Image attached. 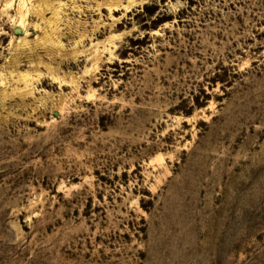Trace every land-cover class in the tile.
<instances>
[{
  "label": "rangeland",
  "instance_id": "rangeland-1",
  "mask_svg": "<svg viewBox=\"0 0 264 264\" xmlns=\"http://www.w3.org/2000/svg\"><path fill=\"white\" fill-rule=\"evenodd\" d=\"M22 1L0 264H264V0Z\"/></svg>",
  "mask_w": 264,
  "mask_h": 264
},
{
  "label": "bare ground",
  "instance_id": "bare-ground-1",
  "mask_svg": "<svg viewBox=\"0 0 264 264\" xmlns=\"http://www.w3.org/2000/svg\"><path fill=\"white\" fill-rule=\"evenodd\" d=\"M43 7H47L46 6V2H42V5H40L38 8H36L37 10L36 9L34 10V8H28L27 0L26 1H22L20 3V5H19V9H18L19 16H18L17 21L15 22L16 23V27L17 28H23V27L25 28L26 19H27V17H29V15L31 13L36 14L40 18H43V16H44ZM32 9L34 10V12H32ZM55 18L56 19H55L54 23H50L51 22L50 21L47 24L50 25V26H54L55 25V27H56L57 22L59 21V13L55 14ZM49 42H51L50 39L46 37V40L44 41V44L49 43Z\"/></svg>",
  "mask_w": 264,
  "mask_h": 264
}]
</instances>
